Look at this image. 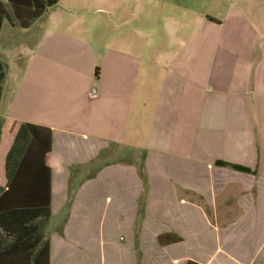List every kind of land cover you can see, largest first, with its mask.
Returning <instances> with one entry per match:
<instances>
[{"label": "crops", "instance_id": "0c3cea01", "mask_svg": "<svg viewBox=\"0 0 264 264\" xmlns=\"http://www.w3.org/2000/svg\"><path fill=\"white\" fill-rule=\"evenodd\" d=\"M197 1H128L133 20L105 34L84 6L114 13L121 0H59L28 29L0 0V186L24 124L41 130L35 164L11 161L20 184L42 171L51 136L38 264H264V0L199 15L196 33L162 55L158 95L138 96L151 66L137 34L152 38L160 19L180 38L182 17L169 8ZM20 141L21 156L30 137Z\"/></svg>", "mask_w": 264, "mask_h": 264}, {"label": "trees", "instance_id": "16d2710c", "mask_svg": "<svg viewBox=\"0 0 264 264\" xmlns=\"http://www.w3.org/2000/svg\"><path fill=\"white\" fill-rule=\"evenodd\" d=\"M8 2L13 17L24 29L31 27L36 20L59 4V0H8ZM7 16L8 12L0 2V31ZM4 79L5 68L0 60V100ZM1 125L0 117V130ZM40 130L41 128L37 126L24 124L7 158L9 180L6 187L0 186V264H38L32 255L41 240L39 221L48 220L52 214L50 202L41 203L40 196L37 194L45 190L49 193L51 187L50 169L46 166V155L51 150V136L41 157L43 169L36 177L34 176L35 178L32 177L20 184L11 176L10 165L12 160H19L16 163L20 164L18 165L20 171L23 168L21 164L27 162L35 164L36 154L33 148L37 146L36 140ZM25 135L30 137V143L21 149L22 155L20 156V148L17 149V144L23 140ZM242 170L248 169L243 168ZM4 240H9L10 243L5 245Z\"/></svg>", "mask_w": 264, "mask_h": 264}, {"label": "rangeland", "instance_id": "374dc122", "mask_svg": "<svg viewBox=\"0 0 264 264\" xmlns=\"http://www.w3.org/2000/svg\"><path fill=\"white\" fill-rule=\"evenodd\" d=\"M128 1L131 0H121L122 2V7L116 8L114 13L108 12V13H102V12H97L96 4H93L92 2H89L87 4L85 10L88 9L89 11H84L82 12L83 16L87 18V22L89 23H94L95 25H102L104 29L105 34H110L113 31L115 33H122L128 26V23L130 20L132 21V15L134 12V8H129L127 5ZM201 0H198L197 3L195 4H185L184 6H174L169 8L170 10V15H175L182 18H179L181 25H184V34L183 36L180 35V38H176V36H173L171 34H167L164 30V22L162 20L157 19V23L153 24L157 32L152 36V38L144 32L142 34H137V46H138V55H143L144 58H146V62L143 64L150 65L151 67L147 71L144 72V67L143 73L140 79V83L138 84V96L141 94L146 93L147 96H156L159 93V83H160V78L163 74V71H161L162 64H163V57L162 55H165L167 52L173 51L176 52L178 49H181V42L184 39L185 41H188L192 35H194L197 31V28L200 27V22H199V15L204 16V19H207V16L209 15L206 14H212L217 17L219 15L218 13H222V15L225 13L227 6H228V1L229 0H216V3H212L208 6L203 5V2L201 4ZM4 2V1H3ZM5 3V2H4ZM199 4V5H198ZM203 5V6H202ZM153 11H155L157 14H159V8L154 7ZM100 18L103 19V23L101 22ZM146 20V16L139 14L137 15V19L135 20L137 25H141V22H144ZM7 26V25H6ZM6 30V27L2 33L0 45L2 46L4 44L5 40L4 38V32ZM182 37V38H181ZM2 42V43H1ZM150 44V55L148 56V46ZM147 48V54H145V51H143L144 48ZM142 50H141V49ZM7 49V48H5ZM142 57V56H141ZM24 61V59H23ZM149 71H152V79H153V84L152 87H147L146 86V81H144V73H148ZM140 106V104H139ZM141 135V134H140ZM139 135V136H140ZM141 137V136H140ZM140 138L137 140L139 141ZM113 147H110L108 150H112ZM121 154L125 152H120ZM140 157V156H137ZM138 164L142 162L140 158L137 159L136 161Z\"/></svg>", "mask_w": 264, "mask_h": 264}]
</instances>
